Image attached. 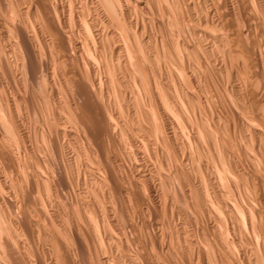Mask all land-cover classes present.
Here are the masks:
<instances>
[{
    "label": "bare ground",
    "instance_id": "bare-ground-1",
    "mask_svg": "<svg viewBox=\"0 0 264 264\" xmlns=\"http://www.w3.org/2000/svg\"><path fill=\"white\" fill-rule=\"evenodd\" d=\"M256 1L259 4L254 0H31L23 7L27 0H0L1 8L13 11L19 19L18 23L10 17L0 20V111L4 112L5 101L11 124L18 130V123L27 114L26 104H21L26 101L27 85L23 91L18 88L17 73L25 74L33 88L37 74L44 71L58 133L72 137L77 129L89 131L95 157L106 175L104 181H109V194L112 191L108 198L117 196L122 209L127 207V215L125 209L123 215L121 210L114 213L127 222L120 230L122 239L113 234L111 212L90 218L101 246L109 254L99 264H264V42L259 39L261 33L264 35V0ZM212 77L223 80L224 87L215 83L209 88L206 83ZM62 91L70 112L63 105ZM30 97L39 101L35 94ZM83 109L89 110V115L85 114L88 120L81 117ZM3 119L0 164L6 160L8 165L25 169L29 164L23 162L22 168L19 155L24 153L31 159L29 153L25 155L29 149L25 142L21 149L16 147L8 118ZM26 128L23 126V131ZM152 134L154 140L148 138ZM128 136L134 137L132 141ZM119 138L137 143L130 153L131 177L125 183L113 167L114 148L112 151L109 145ZM58 149L55 142L54 150ZM145 154L149 163L155 160L154 166L158 164L164 172L158 171L161 188L145 185L155 172L153 163L141 162ZM76 155L81 156L79 152ZM168 167L179 179L177 186L172 184L176 183L171 178L175 176L169 177ZM2 169L0 166V173ZM171 185L179 191L170 190ZM162 186L174 198L170 195L169 202V195L164 197L166 210L170 203L168 225L177 231L172 239H176V251L169 246L171 241L169 245L163 243L168 235L164 220L160 217L161 223L158 217L163 204ZM83 205L86 207V203ZM190 207L194 210L191 215L186 211ZM118 208L113 210L118 212ZM201 213L217 218L213 235L208 241L203 239L205 243L200 241L204 236L196 240L191 237L193 233L184 230V225L200 218ZM41 215L54 227L58 224L55 219L59 218L49 212L43 215L42 211ZM86 215H82L84 221L88 220ZM135 216L145 220L144 242L136 233ZM74 220L72 228L60 225L71 240L50 237L58 252L55 260L41 255L34 264H61V260L64 264H89L85 256L80 262L71 256L70 242L80 254L89 249L83 232L86 226ZM10 227L18 236L26 229L33 235L26 222L15 221L11 208H1L0 232ZM48 228L45 226V231ZM158 238L162 243H157ZM0 244L3 264H32L28 249L11 236L0 234Z\"/></svg>",
    "mask_w": 264,
    "mask_h": 264
},
{
    "label": "rangeland",
    "instance_id": "rangeland-1",
    "mask_svg": "<svg viewBox=\"0 0 264 264\" xmlns=\"http://www.w3.org/2000/svg\"><path fill=\"white\" fill-rule=\"evenodd\" d=\"M11 1H13V0H11ZM30 1L31 0H27V3L24 4L23 7H27L30 4ZM179 1L182 2V0H179ZM254 1H255L254 4H259L258 1H256V0H254ZM262 8H264V6ZM258 11L260 12V10H258ZM5 12L7 14H5ZM255 12H257V11H255ZM256 15L259 16V17H260V15L262 16V14L259 15L258 13ZM4 17L5 18H9L10 17L16 23L19 22V19L16 18V14L13 11H5V10H3L1 8V5H0V20L2 18H4ZM26 18L27 17H25V22H27L28 27H30L29 29L32 30V26H31V24H29L30 21L28 19H26ZM26 20H28V21H26ZM0 31H1V29H0ZM11 33L14 35V31L11 32ZM262 36H264V35L261 33V36L259 37V39L260 40L263 39L262 42H264V37H262ZM13 39H14V37H13ZM1 44H3V43L0 40V45ZM43 74H44V71L42 72L40 70L39 73L37 74V77H36L37 81L34 84V87L31 88L30 85H29V81H28L26 75L22 74V72H20V71H18V73H17V78H18L17 86H18V88L21 91H23V89L25 88V84L27 85V89H25V91L27 92L26 101L25 102H21L22 106H24L26 104L25 108H27V114H26L24 120L22 122L18 123L19 124L18 130L15 129V127L11 124L12 122H11V119L8 117L9 115L7 114V104H6L5 101L3 102L4 103V105H3L4 112L0 111V118L1 119H3V118L7 119L8 118V120H7L8 121V123H7L8 130L13 133L12 135H13L14 138L16 136L18 137V138L16 137V139H14L12 137L13 141H15L16 147H19L21 149V147H23V146H21L22 142H25L26 146L29 149L28 152L25 153V155L28 154V153L31 155V159L27 155H26L27 157L24 156V153H21V155H19L21 157L20 160H21L22 163H19L20 161L18 163L20 165L21 164L23 165L22 168L25 165L29 164L28 166H25V169L23 168L22 170L18 166V164L14 165V166H13V164H9L8 165V161L2 159L3 161H5L7 163L8 167L6 166L5 162L1 161L0 166L3 167V169L1 170V173H0V175H1L0 176V182L3 185H1V183H0V188L1 189L2 188L6 189V191L3 190L4 192H2V190L0 189V191H1L0 192V209L3 208L5 210H9V208H11L15 221H18L21 224H24V222H26V224L28 226V229H29V232L33 231L32 232L33 235L31 236L28 233L27 229H26L25 230L26 232L24 231L23 234L21 233V235L18 236L16 230L11 228V227L8 228V229L4 228V230L2 232H0V234H1V236H11L17 242L21 243L22 245H25V247L28 249V253L30 255V261H31L32 264H34L36 262L35 261L36 258L38 256H41V255H43V258L44 259L46 258V260L49 259L51 256H52V258H54L53 260H55V258L58 256V252H57L56 246L54 244V241L50 237L54 236V235L55 236H60V237L61 236L62 237L66 236L67 240H71L68 235H64V233L60 230V228H61L60 225H64L68 229L72 228V227H74V224H75L74 223V221H75L74 218H76L78 222L81 221L80 223H82L83 226L84 225L86 226V228L83 227L84 230H85V231L83 230V232L85 234V237H86V240H87V244H88L90 250L87 248V250H86V252L84 254H80L81 252H78L77 250L75 251L76 246H74L72 242L68 241V242H70L68 245L70 247L69 250L71 252V256L73 254L74 257L72 256V258L74 260H76V262L77 261L80 262V260L85 256L84 258H85V261H87V263H89V264H99V262L103 259V257H107V256H109V254L107 252H105V250H104L105 248L103 249L104 246H101L102 243L99 240V238H98V236H97V234H96V232L94 230V226H93L94 224L92 225L93 220L91 221V219L94 218V216H96V215L104 216V215H106L107 211L111 212V213H109V215L111 216L110 220H112V225H113L112 228L115 229L114 230L115 232L113 231L114 232L113 234H118L117 236H119L122 239V235H121L120 230L122 228H124L125 226H127V222H126V220H124V219L121 220L119 218H123V216L121 217L120 214L122 213V215H123V209H125V208L127 209V207L124 206V204H123L124 207L122 209V201H120L121 199L119 197H117V196H116L117 198L115 197L116 201L113 198H112L113 200L111 198H108V196L110 197V194H111L112 191L109 194L110 190H109L108 186L106 187V185L108 184L107 182H109V181L108 180L104 181V178H105L106 175L104 174L103 170L101 169V165L99 164L98 159L95 157V153H94V149H93L94 147L92 146V143L90 142V135H89L90 133H89V131L87 130V132L89 133L88 134L87 132H85L86 129H83V128L77 129L76 133H75V136H72V137L67 135V134L64 135V134H61V133L59 134L58 133L59 131L57 130L58 128L56 127V121H55L53 113H52L51 95H50V92H49L50 91V88H49L50 85H49L48 80L44 79ZM215 83L216 84L219 83L218 86L220 88H223L224 84H225V82L223 80H219L216 77H212V78H209V80L206 83V85H208L209 88H211L212 86L213 87L215 86ZM62 93H63L62 94L63 105L65 106L67 111H69V108H68V105H67L68 104V98H67V96H65L64 91H62ZM31 94H35L39 98V101L38 102L37 101H32L31 97H30ZM85 112H84V109H83L82 110V113H83L82 115H84V116H81V117H83L85 120H88L85 116L89 115V113H88L89 110L85 109ZM85 114H87V115H85ZM72 122H74L73 118L71 120V123ZM21 125H23L25 128L26 127L27 128L23 131V126L21 127ZM69 125H70V123H69ZM13 128H14V130H13ZM0 131H2L1 128H0ZM20 131H22V132H20ZM141 134L138 133V135H141ZM14 135H16V136H14ZM138 135H137L138 140L140 138H142V136L143 137L145 136L147 138V136L144 135V133H143L142 136H138ZM25 137H26V139H25ZM128 137L131 139V141L134 138L133 136L132 137L128 136ZM128 137H127L126 140H128ZM148 138H151L152 140H154L155 136H154V134H152V135H149ZM19 139H20L21 142L19 141ZM130 139H129V141H130ZM16 140L19 141L21 144L19 142H17ZM120 141H122V142H120ZM131 141L128 143L124 139L119 138V141L117 143H115V144L112 141L109 142L110 148L112 147L111 148L112 151H113V148H114V152H115V153L114 152L112 153V157L115 156V158H113V161L115 160L113 162V167H115V170H116L118 176L121 177L120 179H122V181H124L123 183H125V180L127 182L128 178L131 177V175H130L131 173L129 174V172H131V171H129V169H130V165L132 164L130 162H132L133 158H132V154H130V153H133V150L135 151L136 145H137V143L131 142ZM55 142L59 144L58 151L54 150ZM123 142L124 143L126 142V144H124ZM132 143H134V145L136 144L133 148H132V146H133ZM17 144H19V145H17ZM28 144H29V146H28ZM130 144H132V145H130ZM130 150H132V151L130 152ZM118 151H121V155H120V152H118ZM143 151H145V150L143 149ZM76 152H79L81 154V156L79 158L77 157ZM128 152H129L130 156H129ZM36 153H38V155ZM25 157L28 160H26ZM144 157L145 158L141 162L144 163V161H145L148 164L150 159H148V156L146 154L144 155ZM34 160L37 161L38 164H35L36 162ZM154 161L155 160H153V162ZM23 162H25V165H24ZM152 163H149V164H152ZM154 163H153V167L155 168V169H153L155 171V172L153 171L154 172L153 173L154 174V176H153L154 178L152 177L153 179H151V180H147L146 179L147 182L144 180L145 183H146L145 185H148V186H154V185L156 186V185H158V187L161 188L160 184H158V181L161 183V180H160V177H159V175H160L159 172L161 170L159 168V165L157 164L158 166L157 165L154 166ZM122 165H123V167H122ZM17 166H18V168H17ZM87 167H88V169L89 168L90 169L88 170ZM118 167L119 168L121 167V168L119 169ZM15 168H17V169H15ZM26 168L29 169V170H27ZM165 168H167V166H165ZM9 169H10V171H9ZM18 169L21 172L22 171L25 172V174L24 173L20 174L21 172L18 173V171H19ZM79 169H80V171H79ZM171 169H172L171 167H168V170L166 169L167 172L169 171V177L172 174H173L172 176H175V174H174L175 172L173 173L174 170H171ZM24 170H26L28 172H26ZM11 171H12V173H11ZM77 171H78V173H77ZM60 172H62V173H60ZM167 172H165V173L168 174ZM170 172H171V174H170ZM37 173H38V175H37ZM161 173H164V172L161 171ZM13 174H15V175H13ZM22 175H23V177L25 175L28 176L27 177L29 179V180H27L28 183L26 182V178H25L26 176L24 177L25 178L24 179L22 177ZM121 175H123V176H121ZM95 176L97 178H95ZM176 177L177 176L171 177L172 180L174 178V181H176V183H175V182H173L171 180L172 184L173 183H174V185L176 184L175 186L178 185L177 184L178 182L176 180V179H178V177L177 178ZM31 178H33V179H31ZM37 178L41 179V180L39 179L41 181V183H39L40 181H38ZM58 178H60V179H58ZM19 179L21 180V182L22 181H24V182L21 183L19 181ZM94 179H98L99 181H96ZM36 180L38 181V183L36 182ZM48 180H50V181H48ZM2 181L3 182L5 181V182L3 183ZM18 181H19V183H17ZM30 181L31 182L33 181V183H32L33 185H31ZM44 181H46V183H42ZM56 181H59V182H56ZM168 181H170V180H168ZM178 181H179V179H178ZM242 181H247V180L244 179ZM249 181H251V180H249ZM17 184H19V185H17ZM29 184H30L31 187L29 186ZM35 185L37 186L38 189L36 187H34ZM21 186H22V188H21ZM175 186L173 187L171 185L172 189L171 188H169V189L173 190V191H174V189H178V191H179V188H177V187L175 188ZM18 187H19V189H18ZM39 188H41V190H43V191H41ZM162 190L164 192V193L161 192V195H162L161 196V201H162L163 204H162V206H160L158 208L159 209L158 210L159 214H161V216L158 215V217H159V221H160L161 218H162V221L164 220L165 224L163 223V227L165 225V229L164 230H165V233L168 236H166L167 238L164 239V241L162 240V238H158L157 243H162V241H163V243L165 245L166 244L169 245V244H171L172 239H174V237H175L174 235L176 234L177 231H175L176 229H174V228H170L169 227L170 225H168L169 224L168 223V218H169L168 214H169V205H170V203L167 202V204H169V205H168V208H167L168 210H166V204H165L166 200L164 199V197L169 195L168 197L171 200L167 199L168 197H166V199H167V201L169 200V202H171L172 198H173L172 197L173 195H171L172 193H170V191L168 192V190L164 186H162ZM162 190H160V191H162ZM18 191H20V192H18ZM37 191L40 194H42V195L38 194ZM31 192H32V194H31ZM42 192H44V193H42ZM166 192H168L167 195L165 194ZM34 194H36V195H34ZM37 194L40 197H38ZM104 194L105 195L107 194L106 195L107 198L103 197ZM28 195H29V197H28ZM170 195H171L172 198L170 197ZM15 196H16V198H15ZM42 196H43L44 199H40V198H42ZM35 197H38V198H35ZM189 197H187V200H188ZM28 198H30V199L27 200ZM191 198H192V196L190 197V199ZM190 199H189L190 202L194 201V199H192V200H190ZM41 200L44 202V204H43V202L42 203L40 202ZM173 200H174V198H173ZM47 202H49L51 205L49 203H47ZM111 202H112V204H111ZM116 202L118 203V205L114 204ZM190 202H189V204H190ZM83 203L84 204L86 203V207L87 208L85 207V205H83ZM119 203L121 204V206H119L120 205ZM1 204H3V205H1ZM182 204H183L182 206L185 205L184 202ZM125 205H126V203H125ZM163 205H165V208H164ZM34 207H36V211H35ZM38 207H40L41 210ZM110 207H112V210H113V208H115V211H116V209L118 207H120L121 209L118 208L119 209L118 212H115L114 210H113L114 212H112ZM126 209L124 210V212L128 213V211ZM164 210L168 211V213L165 212ZM42 211H43V215L47 214L49 212L51 216L58 217L62 221H60L59 219L57 221V218H56L55 219L56 220V224L57 223L58 224L56 225V227H54L51 223H49L48 219L46 220L45 216H43L44 217V219H43V217L41 215ZM119 211H120L119 215L118 214H116V215L114 214V213H119ZM186 211H189L190 215L194 212L193 208H191V207L189 208V210L186 209ZM33 212H35V213H33ZM127 213H126V215H127ZM57 214H58V216H57ZM84 214H87L86 216H89L88 220H86V221H84V219L82 217V215H84ZM112 215L115 216V217H112ZM117 216L118 217L120 216V217L118 218ZM136 217L137 216H135V218H134V225L136 226V233L138 234V236L143 237L142 241L144 242L143 239H145L144 233H145V229H146L145 220L141 216L139 217L140 219L138 217L136 219ZM214 217L215 216L209 215L207 213H203V214L201 213L200 214V218H198L199 220L198 219H190L189 222L184 225V230H186L188 232V234H190V235H192V233H193V235L191 237L195 238L196 240H199L202 236H204V237H202L200 239V241L205 243L204 241L206 239L208 241V238L210 239L212 237L211 235H213V230L212 229L216 225V221H217V218L216 217L214 218ZM62 218H64V219H62ZM135 219H136V221H135ZM162 221H160V222L162 223ZM190 222L192 224H189ZM46 224H48V225H46ZM198 224H200V225H198ZM2 225H4V224H2ZM138 225H139V227H138ZM45 226L50 227V229L48 228L49 230L45 231ZM167 226L169 228L166 229ZM5 227H7V226H5ZM91 229H92V231H91ZM48 231H50V232L48 233ZM45 233L47 235H49V236H47ZM50 233L53 234V235H51ZM195 233H198V234H195ZM67 236L69 237V239H68ZM170 236H171V239L169 238ZM45 238H48V239H45ZM167 239L169 240V242L170 241L171 242L168 243ZM203 239H204V241H203ZM173 241L174 242H172V244L169 245V246L173 245L172 248L175 247L173 249L176 251V248H177L178 245H177L176 239L173 240ZM0 247H2V249H3L2 244H0ZM100 247H102V249ZM52 248H53V250H52ZM1 250H0V256H1L0 258L2 260L0 259V264H3V262H4L3 261V255H2V251L3 250L2 251ZM48 251H51L50 252L51 254H49ZM91 252H92V254H91ZM114 252H115L114 254H117L118 251H117L116 248H115ZM61 262L63 263V260H61ZM171 262L175 263L174 261H171ZM179 263H182V262H179ZM141 264H144V261L141 262Z\"/></svg>",
    "mask_w": 264,
    "mask_h": 264
}]
</instances>
